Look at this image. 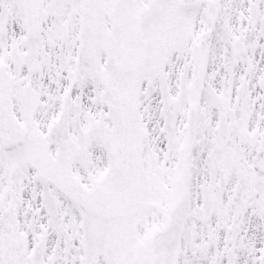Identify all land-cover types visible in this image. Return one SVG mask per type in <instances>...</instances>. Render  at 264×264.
<instances>
[{
    "label": "snow or ice",
    "instance_id": "obj_1",
    "mask_svg": "<svg viewBox=\"0 0 264 264\" xmlns=\"http://www.w3.org/2000/svg\"><path fill=\"white\" fill-rule=\"evenodd\" d=\"M0 264H264V0H0Z\"/></svg>",
    "mask_w": 264,
    "mask_h": 264
}]
</instances>
